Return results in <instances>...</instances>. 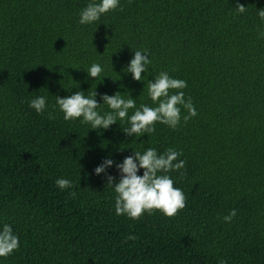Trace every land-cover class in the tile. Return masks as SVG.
I'll return each instance as SVG.
<instances>
[{"label":"trees","instance_id":"trees-1","mask_svg":"<svg viewBox=\"0 0 264 264\" xmlns=\"http://www.w3.org/2000/svg\"><path fill=\"white\" fill-rule=\"evenodd\" d=\"M90 2L0 0V231L8 224L20 240L0 264H264V0H119L82 25ZM135 50L152 61L141 81L124 72ZM160 72L186 81L180 91L197 112L185 122L181 106L175 129L157 122L130 137L118 120L92 130L56 105L57 95L95 90L154 107L147 83ZM37 96L43 113L29 107ZM148 148L182 153L185 167L167 174L186 206L172 217L117 215L114 187L94 169ZM115 163L107 173L119 180Z\"/></svg>","mask_w":264,"mask_h":264},{"label":"clouds","instance_id":"clouds-1","mask_svg":"<svg viewBox=\"0 0 264 264\" xmlns=\"http://www.w3.org/2000/svg\"><path fill=\"white\" fill-rule=\"evenodd\" d=\"M119 6V0H92L80 12L79 23L92 24L99 21L101 16ZM236 11L243 14L247 8L240 3L235 5ZM257 15L264 22V8H258ZM264 36V32H261ZM152 61L146 54V50H135L134 56L124 69L125 74L131 73L133 80L141 81L142 73L147 71ZM98 63H93L87 70L89 77L96 79L102 72ZM187 87L186 81L175 79L167 72H160L154 79L147 83V94L154 105L141 104L136 106V99L128 92L127 98L116 92L113 95L98 94L97 91L90 92L87 96L83 90L77 91L70 96L56 97V105L64 114L65 121L83 118L82 123L91 125L92 130H107L118 120L126 121L127 127L122 131L127 136L140 137L143 134L155 132L157 122L175 129L181 120V106L188 115L183 117L187 122L191 117L197 115L191 97L185 99V93L180 91ZM176 90V91H172ZM100 95L103 104L98 103L96 97ZM107 105L110 111L103 114L97 111L101 105ZM29 107L37 113L46 110V97L37 96L29 102ZM129 115V110H133ZM49 119H55L52 112L48 113ZM182 153L168 148L163 153H158L155 148H148L144 152L133 151L132 155L124 158L122 163H115L111 158H105L102 163L94 169L96 175L104 174L107 184L114 187L117 194L115 197V212L117 215H127L133 220H138L145 212L152 214L160 211L165 216L172 217L186 206V197L183 191L174 187V181L167 174L172 171L179 172L185 167L184 160H178ZM115 163L120 178L107 173V169ZM143 169V175L138 172ZM184 175L183 172L180 173ZM56 184L61 189L70 188L71 181L59 178ZM71 196L76 194L70 193ZM236 216V210L232 209L223 219L231 223ZM135 236H127L126 240H135ZM20 247L19 237L8 224L0 231V257H7ZM219 264H226L221 260Z\"/></svg>","mask_w":264,"mask_h":264}]
</instances>
